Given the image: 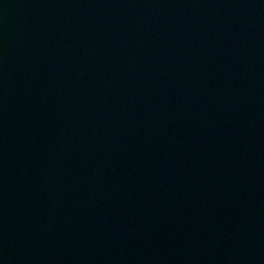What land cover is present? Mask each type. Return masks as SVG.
I'll return each instance as SVG.
<instances>
[{
  "label": "water",
  "instance_id": "95a60500",
  "mask_svg": "<svg viewBox=\"0 0 264 264\" xmlns=\"http://www.w3.org/2000/svg\"><path fill=\"white\" fill-rule=\"evenodd\" d=\"M0 264H264V0H0Z\"/></svg>",
  "mask_w": 264,
  "mask_h": 264
}]
</instances>
